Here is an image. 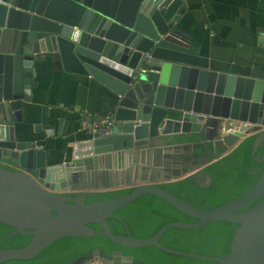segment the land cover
Masks as SVG:
<instances>
[{"label":"water","instance_id":"95a60500","mask_svg":"<svg viewBox=\"0 0 264 264\" xmlns=\"http://www.w3.org/2000/svg\"><path fill=\"white\" fill-rule=\"evenodd\" d=\"M185 10L181 0H0V162L17 167L0 166V223L30 237L23 248L0 250V264L31 260L64 238L97 237L122 248L154 247L213 264H264V158L255 157L262 168L249 172L259 174L256 184L212 210L195 209L159 187L188 177L201 187L211 183L209 176L190 174L170 158L199 145L152 147L160 137L201 135L210 151L196 163L200 171L225 159L252 133V157L264 144V75L212 70L207 59L192 52L182 31ZM257 46L264 49V32ZM44 57L111 93L106 115L111 134L73 143L70 160L62 163L51 164L44 145L24 140L25 129L16 127L25 122L37 87L34 62ZM208 118L214 120L212 140L205 130ZM222 123L247 126L239 129L243 134H231ZM63 124L59 120L57 135L68 137L70 128ZM35 130L54 136V126ZM128 188L133 190L127 196L85 203L89 194ZM145 195L196 222L167 224L145 240L131 237L126 227V235L113 234L107 220ZM216 222L237 226L224 257L179 252L160 243L169 229L196 230ZM99 263L132 264V258Z\"/></svg>","mask_w":264,"mask_h":264},{"label":"crops","instance_id":"0c3cea01","mask_svg":"<svg viewBox=\"0 0 264 264\" xmlns=\"http://www.w3.org/2000/svg\"><path fill=\"white\" fill-rule=\"evenodd\" d=\"M183 1L186 10L180 26L194 54L207 59L209 67L218 72L264 75V49L257 46V38L264 32V0ZM44 58L34 62L37 87L32 89L25 122L16 127L25 129L24 140L44 145L51 164L62 163L70 160L68 149L73 143L89 138L84 127L93 118H106L111 93L89 78L65 73L58 60ZM59 120L70 128L68 137L57 135ZM41 125L54 126V136L36 132ZM231 134L242 133L234 129ZM188 149L181 154L172 152L170 158L182 164Z\"/></svg>","mask_w":264,"mask_h":264},{"label":"trees","instance_id":"16d2710c","mask_svg":"<svg viewBox=\"0 0 264 264\" xmlns=\"http://www.w3.org/2000/svg\"><path fill=\"white\" fill-rule=\"evenodd\" d=\"M213 124L214 120L212 118H208L205 122L208 139ZM254 138L255 136L248 137L225 159L215 161L201 171V173L212 179V184L209 187L198 186L191 177L175 182L162 183L159 187L187 205L202 211L212 210L235 199L251 189L259 178V174L249 175L252 169L262 168L253 161L251 156ZM201 139V135L166 136L154 140L151 146L190 144L199 142ZM200 152L197 151V154ZM257 154L261 159L264 158V144L258 149ZM210 161H213L212 157H210ZM132 190L133 188H128L104 193H92L86 197L85 203L90 204L124 197L129 195ZM73 196L75 197V195ZM113 216L115 218L107 220L110 231L115 235H126L127 228L130 236L137 240L151 238L161 228L170 223L196 222L151 195L138 198L128 206L115 211ZM236 227V225L227 222H216L196 230L169 229L161 237L160 243L168 249L179 252L200 254L207 257H224L229 253V245ZM99 230L100 228L95 229V231ZM4 236L3 233L0 234V242L3 243L0 250L20 249L29 243L28 238L17 237L13 241L12 239H4ZM71 249L76 252L89 249L100 250L107 259L111 257L113 252L120 250L123 255L131 256L134 264H213L173 256L154 247L122 248L111 243L105 237L93 239L64 238L45 250L42 254V256H46L43 261H39L41 256L28 261H14L4 264H54L57 259L55 254L52 255V253L58 250Z\"/></svg>","mask_w":264,"mask_h":264},{"label":"flooded vegetation","instance_id":"af4514ba","mask_svg":"<svg viewBox=\"0 0 264 264\" xmlns=\"http://www.w3.org/2000/svg\"><path fill=\"white\" fill-rule=\"evenodd\" d=\"M212 131L213 130H211V132L209 134L210 138L209 139L207 138L208 140H212V138H213V134H212L213 132ZM255 133H252L253 135H250L248 137L255 136L254 135ZM214 136H215V138L217 136L219 137V134L217 135V133H215ZM248 137H245V139H247ZM245 139H243V141ZM191 144L199 145V148L190 147L187 151L189 154H187L183 158H181L182 159V161H181L182 165L184 168H186L187 170H189L191 172L190 174H194L196 172L201 173L202 170L200 171V169H197L198 167H197L196 163L200 160L201 157H205V155L210 151V148L203 144L202 139L199 142L191 143ZM197 151H201V152L199 154H197ZM255 157L260 158V156H258V154L257 155L255 154L253 156V161H254ZM212 159H213V157H212ZM193 164H195V166H193ZM0 166L6 167L8 169H12L13 171L17 170L16 165L11 164V163L0 162ZM201 174L203 175V173H201ZM211 184H212V179H211V183H206L202 187H209ZM89 227L93 228V229L99 228L95 225H89ZM15 232H16V229L0 223V234L3 233L5 235L4 239H7V240L12 239L14 241L15 238L22 237V236L16 234ZM26 233H30V231L26 230ZM22 238H28L30 240V237H22ZM2 245H3V243L0 242V247ZM47 249H45V250H47ZM45 250L37 257L38 258L41 257L42 254H44ZM54 254H55V257L57 259L54 262V264H97L98 260L99 261L104 260V259L107 260V258L103 255V253L100 250H96V249H89L86 251L79 250L78 252H76L73 249H71V250H58V251L52 253V255H54ZM45 257L42 256L41 258H39V261H43ZM113 257L132 258L131 256L123 255V252L120 250L113 252L109 259H112ZM99 261H98V263H99ZM132 264H134L133 258H132Z\"/></svg>","mask_w":264,"mask_h":264},{"label":"built area","instance_id":"2783aa9c","mask_svg":"<svg viewBox=\"0 0 264 264\" xmlns=\"http://www.w3.org/2000/svg\"><path fill=\"white\" fill-rule=\"evenodd\" d=\"M232 124L234 125L233 129L237 131L247 126L239 123H232ZM111 128L112 126L108 118H93L92 121L84 127V130L92 138H105L111 134Z\"/></svg>","mask_w":264,"mask_h":264},{"label":"rangeland","instance_id":"374dc122","mask_svg":"<svg viewBox=\"0 0 264 264\" xmlns=\"http://www.w3.org/2000/svg\"><path fill=\"white\" fill-rule=\"evenodd\" d=\"M221 125L227 127L229 133H231V131L234 130L233 129V126L231 124H226V123L224 124V123H222ZM218 131H219V129H218ZM237 132L242 133V134L244 133V132H241V131H237ZM151 181H155V179L154 178H151ZM97 264H99V263L97 262Z\"/></svg>","mask_w":264,"mask_h":264},{"label":"bare ground","instance_id":"6f19581e","mask_svg":"<svg viewBox=\"0 0 264 264\" xmlns=\"http://www.w3.org/2000/svg\"><path fill=\"white\" fill-rule=\"evenodd\" d=\"M217 131H218V129H217Z\"/></svg>","mask_w":264,"mask_h":264}]
</instances>
